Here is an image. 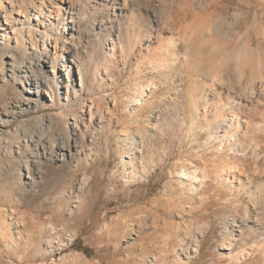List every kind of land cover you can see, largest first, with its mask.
I'll list each match as a JSON object with an SVG mask.
<instances>
[{
	"label": "rangeland",
	"instance_id": "rangeland-1",
	"mask_svg": "<svg viewBox=\"0 0 264 264\" xmlns=\"http://www.w3.org/2000/svg\"><path fill=\"white\" fill-rule=\"evenodd\" d=\"M131 1L114 21L104 0H67L65 31L51 13L84 76L65 105L20 72L40 0H0V264H264V0Z\"/></svg>",
	"mask_w": 264,
	"mask_h": 264
},
{
	"label": "bare ground",
	"instance_id": "bare-ground-1",
	"mask_svg": "<svg viewBox=\"0 0 264 264\" xmlns=\"http://www.w3.org/2000/svg\"><path fill=\"white\" fill-rule=\"evenodd\" d=\"M59 1H60V3H62L61 7H63V10H64L63 18H62L63 19V29H61V30L65 31L66 29H68V27H66L67 23H68V25H70L69 28L72 29L75 26V18L73 17L72 13H70L71 10H69V9H71V8H68L69 6L65 5L67 3V0H59ZM104 1H106L107 5H108V11H109L108 15L114 21H119L128 12L129 3L127 2V0H104ZM132 1H131V4H132ZM33 6H34L33 7V13H34L33 14L34 15L33 18L36 20L34 25L30 24L29 21H24L23 23H24L25 27L24 26H23V28L21 27L22 29H20V30H22L24 32L26 31V33L30 37L31 41H32V39H34L33 37H35V35H34L35 33L37 35H39V38H40V41H41L40 42L41 43V48H40V52H38V54H36L35 56H33L32 58L27 60V62L22 66V69H21L20 72H23L24 74L29 73L32 76H34V78H33L34 80L31 81V82H32V85H33V87L35 89L34 93L37 96H40L41 92H42V93H45L47 96L50 97V101L51 102L56 104V102L60 103V101H64V104L68 105V104H70V101H71V99L73 97H75L74 100L76 98L78 99V97H80V93L82 92L83 88L85 87L84 86L85 84L83 82V80H84L83 77L84 76L82 75V72L80 70L79 59H78V55H77V49H76L77 43L75 45V43H74V41L72 39L73 33H72L71 37H67L63 33H61L60 36H57L56 33H54V31H53L56 24L53 22V19H52V18H55V17H53L51 15V13L54 12V11H59V10L61 11V7H56V6H59L58 3L56 4V2L49 1V3L47 4V3H45L44 0H40L39 4L36 3V5H33ZM196 6H198V5H196ZM52 7H55L57 9L53 10V9H51ZM93 7H95V6H93ZM55 16H56V14H55ZM39 17H42L43 19H41V21H40ZM108 19H109V17H108ZM46 20H48V21H46ZM21 26H22V24H21ZM5 29H7V26H6V28H1L0 27V34H2L1 35L2 38H6L7 35H8L7 31L5 32ZM199 31H200V29H199ZM191 36H192V34H191ZM168 37H170V36H168ZM177 37H179V36L177 35ZM171 39H169V40H171ZM184 39H182L183 40L182 42L183 43L185 42V44H186L187 40L186 39L184 40ZM174 44H176V43H174ZM178 44H176V45H178ZM114 45L115 44L112 41V46H114ZM199 47H201V46H199ZM184 48H185V50L187 48V50H186L187 53L186 54H187V57H188V60H189V64H191V63L193 64L194 63L193 62L194 57L196 56V48H195V45H194V41L190 40L189 43L187 44V47H184ZM21 49H23V48H21ZM200 50L201 49H199V51ZM176 51H177V49H176ZM167 52H168L167 56H169V55L171 56V55L175 54L174 48L173 49H171V48L168 49ZM184 52L185 51H183V53ZM25 54H27V53H25ZM174 57H176V54L174 55ZM175 59H177V58H175ZM183 60H185V59L183 58ZM173 61H175V60L173 59ZM162 63H163V61L161 59V64ZM164 63H166V62H164ZM189 64H188V66H189ZM42 65H46V67H48V69L50 71V75H48L49 78L47 80V81H49L48 83H47L46 80H44V81L42 80L41 81V80H38V79L35 78V76H36L35 67L36 66H42ZM203 65H204V62H203ZM196 66H197V64H196ZM170 68H172V67H170ZM181 70H182V68H181ZM189 70H190V67H189ZM189 70H187V71H189ZM48 85H50L49 89H48ZM222 85H224V84H222ZM45 86H47V87L45 88ZM46 89H48V90H46ZM221 90H223V89L221 88ZM141 91H142V89H141ZM142 92L139 93V94H142ZM133 95H135V94H133ZM143 96L144 95H138L137 97H134V101H135L134 105H138L140 110H143L145 108L146 99H143ZM236 116L237 117H235L234 119H231V118H229V119H231V122L233 124H236V126H238L241 123H243L244 120L243 121L240 120V119H243V117H241L239 115V112H238V114ZM87 119H88V117H87ZM216 126L217 127L221 126V130H223V133H221L219 130H216V132L217 133L220 132L222 135H224L225 131H224L223 128H227L228 124H227V121L225 119H223V120L219 121V123ZM74 128H77L76 124L74 125ZM79 133H80V130H79ZM236 135H237V133H235V136ZM216 137H218V135ZM138 151H139V149H138L137 144H136L135 147H128V149L126 150V154H125V156L128 158L127 159L128 168L131 169V171L129 173L130 174L129 177L133 178V180H137L136 177H137L138 174L141 177H144V176L148 175V173L144 171L145 169H143V168L141 169L140 166H139V158H140V156H139V154H137ZM222 170H226V169H222ZM234 170L235 169L230 170V171H234ZM227 171H229V170H227ZM180 172L182 173V175H184L186 178H189L190 180L191 179L193 180V179L196 178V180H195L196 182L201 183L203 181L202 180L203 179L202 178L203 172L200 169L191 170L189 167H183V168H181ZM231 178L235 179V176L232 174Z\"/></svg>",
	"mask_w": 264,
	"mask_h": 264
}]
</instances>
